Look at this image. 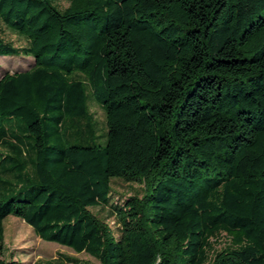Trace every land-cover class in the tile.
Masks as SVG:
<instances>
[{"label":"trees","instance_id":"trees-1","mask_svg":"<svg viewBox=\"0 0 264 264\" xmlns=\"http://www.w3.org/2000/svg\"><path fill=\"white\" fill-rule=\"evenodd\" d=\"M0 56L33 58L0 77V264L10 216L100 264H264V0H0Z\"/></svg>","mask_w":264,"mask_h":264},{"label":"rangeland","instance_id":"rangeland-1","mask_svg":"<svg viewBox=\"0 0 264 264\" xmlns=\"http://www.w3.org/2000/svg\"><path fill=\"white\" fill-rule=\"evenodd\" d=\"M67 5V4H65ZM5 37L16 45H25L26 42L17 34L6 30ZM32 57L0 56V77L6 72H14L17 68H26ZM91 111L101 125L105 123V112L95 102L90 103ZM144 185L141 183H129L122 179H114L112 182V200L121 204L135 195L142 197ZM95 214L104 219L116 237L120 235V224L115 216L111 215V208L99 207L91 209ZM5 250L2 258L13 264H100V262L87 253H77L73 249L43 240L35 230L23 219L10 216L5 222ZM232 240L226 234H222L218 240H214L216 251L220 252L231 246ZM69 258L73 260H69Z\"/></svg>","mask_w":264,"mask_h":264}]
</instances>
